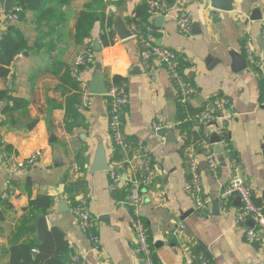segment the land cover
<instances>
[{
  "label": "crops",
  "instance_id": "1",
  "mask_svg": "<svg viewBox=\"0 0 264 264\" xmlns=\"http://www.w3.org/2000/svg\"><path fill=\"white\" fill-rule=\"evenodd\" d=\"M91 1L46 0V16L41 21L37 11L26 10L16 24L5 23L7 9L5 2L0 4V28L27 44L25 54L10 65L9 75L0 78V90L20 100L10 112H1L4 103L0 105V264L7 263V237L13 224L29 201L40 196L53 200L44 217L48 230L55 227L63 232L69 261L77 256L85 264H141L134 242L135 216L147 229L156 264H185L186 251L195 255L194 249L207 258V264H264V242L249 243L244 227L235 224L239 200L231 199L224 208L211 204L199 212L185 194L190 160L185 149L189 146L184 147L176 114L177 88L167 72L141 64L140 48L132 34L119 43L105 44L109 31L119 38L114 21L123 22L129 30L126 20L146 0H101L99 9L103 7L104 14L112 18L111 29L102 31L95 22L90 37L78 44L76 22ZM210 2L172 0L166 4L165 13L152 20L153 27L161 31L155 44L178 55L182 75L197 91L189 103L191 110L216 98H225L230 105L223 110L229 116L225 127L229 149L219 141L212 143L216 135L212 126L202 129L217 162L216 174L210 173L203 154L190 145L203 196L215 199L237 167L254 202L264 209V107L260 105L264 80L248 66L244 53V46L249 45L264 61L262 11L259 0H228L229 13L211 8ZM181 13L190 16V37L177 31L176 18ZM158 18H163L161 23ZM88 49L95 53L94 65L80 73V79L90 82L96 69L106 88L114 84V76L123 79L120 86L127 94L121 117L123 139L142 140L153 155L151 180L141 193L138 208L123 204L128 194L126 182H118L110 192L108 172L89 171L100 144L108 164L122 159L123 153L112 146L106 96L92 95L91 107L83 109L73 67L76 56ZM135 68L139 74L133 73ZM153 122L168 128L155 134ZM37 151L41 157L25 175L9 174L3 165L5 152L23 160ZM65 186H72V193L78 189L79 194H67ZM9 188L14 196L2 201L1 195ZM72 200L86 204L100 251H91L79 231L71 213ZM181 226L182 235L178 233Z\"/></svg>",
  "mask_w": 264,
  "mask_h": 264
},
{
  "label": "built area",
  "instance_id": "2",
  "mask_svg": "<svg viewBox=\"0 0 264 264\" xmlns=\"http://www.w3.org/2000/svg\"><path fill=\"white\" fill-rule=\"evenodd\" d=\"M6 0H0V4H4ZM147 4V20L141 28L129 26V30L133 35L137 45L139 46V58L141 64L145 68L152 66L164 69L174 82L177 88V94L181 101L189 106L192 98L196 95L195 87L181 73V68L178 65L175 53L168 49L162 48L155 44L156 38L161 34V31L154 28L152 20L165 13L166 5L162 0H146ZM259 5L262 11L261 39L264 42V0H259ZM22 13L21 8L11 6L4 15V21L7 24H16L19 21V15ZM177 31L184 37L191 36V19L186 13H181L176 18ZM5 29L0 28V54L1 42L6 37ZM111 42L116 44L120 40L116 36L111 39ZM245 58L248 66L258 72L264 80V61L256 56L249 45L244 46ZM95 53L90 49L79 53L74 61L73 73L79 85V93L83 98V109L91 107V97L87 89L88 82L80 79V73H87L94 65ZM81 68L82 70L80 71ZM108 100L109 113V134L112 140V146L123 153L122 159H115L108 164V176L110 184L108 189L110 192L115 191L118 182L124 181L127 183L128 194L124 205L131 208H138L142 202L141 193L148 186L151 180L153 155L149 151L144 142L139 139L124 140L121 127V117L123 109L127 103V94L121 86L110 84L106 88L105 94ZM262 99L260 105L264 107V81L262 88ZM229 102L225 98H216L209 101L205 106L195 110L191 122L193 130L196 132L202 131L205 126H212L214 133L219 138V145L225 149H229L226 140L225 127L229 116L223 115V110L229 107ZM168 125L153 122L151 130L155 134H159ZM192 146L185 149V154L190 158L187 161V180L184 185L185 194L194 202L195 208L199 211H205L212 203L218 207L224 208L233 198L239 200V207L235 215V224L244 227L245 238L249 243L264 242V209L256 205L253 200L251 189L244 183L239 169H233L228 185L215 198L210 199L202 194L201 179L198 165L192 157ZM203 154L206 166L211 174H216L217 162L213 155L211 145L207 141H202L197 148ZM41 152L37 151L23 160H19L13 153L5 152L2 154L3 165L9 174L25 175L39 161ZM124 176V177H122ZM14 196V191L6 189L1 195L2 201H8ZM71 213L77 222L79 231L87 238L90 243L91 251H100L101 245L99 237L95 230V222L90 215L85 203L77 202L71 209ZM252 222V227H247L248 222ZM184 227L181 226L178 230L180 235L183 234ZM134 242L136 251L138 252L141 264H156L153 258L154 250L149 241L147 229L140 220H134ZM194 259L198 264H207V258L203 255H191L186 251L185 264H194ZM69 264H85L80 257L74 256Z\"/></svg>",
  "mask_w": 264,
  "mask_h": 264
},
{
  "label": "trees",
  "instance_id": "3",
  "mask_svg": "<svg viewBox=\"0 0 264 264\" xmlns=\"http://www.w3.org/2000/svg\"><path fill=\"white\" fill-rule=\"evenodd\" d=\"M165 5L170 4L172 0H162ZM46 0H12L13 6L19 7L22 13L19 15V20L23 18V12L26 10L37 11L38 20L41 21L46 15L45 4ZM101 0H92L79 13L76 22V42L82 44L84 40L90 37V31L95 22L100 24L101 30L106 31L111 29L112 18L106 16L103 12V7L99 9ZM147 20V4L142 3L134 10L132 18L126 20L128 26H136L141 28ZM114 33L109 31V40L106 45H110ZM27 51V44L22 37L13 38L9 34L1 42L0 54V78H6L9 75V67L14 59ZM176 59L178 55L175 54ZM178 65L181 68L180 59H177ZM80 71L82 70L79 68ZM123 79L114 76L113 83L120 86ZM4 103L1 112L13 111L20 100L10 97L6 90H0V105ZM11 105V106H9ZM195 110H191L189 106L183 103L178 96L176 101V114L178 118V126L180 133L184 135V147L193 145L198 148V145L205 141V136L202 131L196 132L193 130L191 122ZM207 141V140H206ZM81 185V184H80ZM78 186V185H76ZM67 194H79L78 189L72 193V186H65ZM75 197V196H74ZM77 201L72 200V207ZM53 204L52 198L48 196H40L34 200H30L28 206L22 210V216L13 224V230L7 237V263L6 264H69V256L67 244L64 240V234L61 230L52 227L50 228L43 240L38 239L36 231V222L38 219L47 215ZM5 206L9 208V204ZM193 253L198 255V249H194ZM194 264H198L194 259Z\"/></svg>",
  "mask_w": 264,
  "mask_h": 264
},
{
  "label": "water",
  "instance_id": "4",
  "mask_svg": "<svg viewBox=\"0 0 264 264\" xmlns=\"http://www.w3.org/2000/svg\"><path fill=\"white\" fill-rule=\"evenodd\" d=\"M200 1V0H198ZM12 0H7L5 2V7L7 10H9L12 6ZM210 6L213 9H216L217 11H223L226 13H229L232 11V7L231 4L228 3V0H211L210 2ZM215 19L218 18L217 14L214 15ZM163 20V18H158V22L161 23ZM113 29L114 32L118 35L119 40H123L128 38L129 36H131V32L126 28V25L119 21L116 20L114 21L113 24ZM262 41V39H261ZM261 46H264V42H261ZM134 74H139L140 70L139 68H135L133 70ZM87 89L89 94L91 95H97V96H102L106 94V86L104 83V79H103V75L101 74V72L99 71V69L95 70V73L93 74V77L91 79L90 82H88L87 84ZM212 143H217L219 141V138L217 137V135H213L211 138ZM219 147V146H216ZM220 152H222L221 148L218 149ZM109 170V166H108V160L106 157V153L103 147V144H100L97 147L96 153H95V157L93 162L91 163L90 167H89V171L91 173H98V172H108ZM64 205V204H63ZM213 206L218 207L215 202L212 203ZM127 206V205H125ZM67 208V206H65ZM128 209H130L129 206H127ZM64 207L62 206V209ZM62 209L60 211H62ZM68 209V208H67ZM133 215V214H132ZM133 220H135V216L133 218ZM249 223V222H248ZM251 223V227L253 226V223L250 221ZM36 230H37V235L39 240H43L46 232L48 231V225H47V219L46 217H42L40 219L37 220L36 222ZM140 258V256H139Z\"/></svg>",
  "mask_w": 264,
  "mask_h": 264
}]
</instances>
